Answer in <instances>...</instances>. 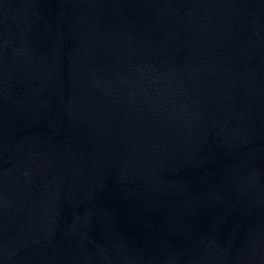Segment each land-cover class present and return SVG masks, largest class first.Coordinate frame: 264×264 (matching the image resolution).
Returning <instances> with one entry per match:
<instances>
[{
	"label": "water",
	"instance_id": "95a60500",
	"mask_svg": "<svg viewBox=\"0 0 264 264\" xmlns=\"http://www.w3.org/2000/svg\"><path fill=\"white\" fill-rule=\"evenodd\" d=\"M0 264H264V0H0Z\"/></svg>",
	"mask_w": 264,
	"mask_h": 264
}]
</instances>
